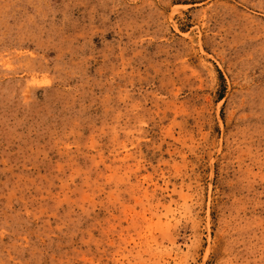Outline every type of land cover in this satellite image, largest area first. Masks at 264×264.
<instances>
[{"label":"rangeland","instance_id":"374dc122","mask_svg":"<svg viewBox=\"0 0 264 264\" xmlns=\"http://www.w3.org/2000/svg\"><path fill=\"white\" fill-rule=\"evenodd\" d=\"M0 264H264V0H0Z\"/></svg>","mask_w":264,"mask_h":264}]
</instances>
